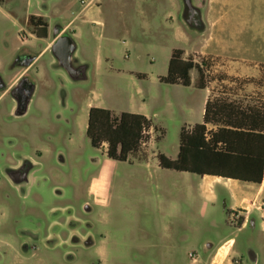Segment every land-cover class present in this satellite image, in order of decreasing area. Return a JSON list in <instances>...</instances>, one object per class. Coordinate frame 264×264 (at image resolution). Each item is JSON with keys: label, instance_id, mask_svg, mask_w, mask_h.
Wrapping results in <instances>:
<instances>
[{"label": "rangeland", "instance_id": "1", "mask_svg": "<svg viewBox=\"0 0 264 264\" xmlns=\"http://www.w3.org/2000/svg\"><path fill=\"white\" fill-rule=\"evenodd\" d=\"M80 10V0L0 5V264H228L227 246L215 247L229 233L232 264H264L258 226L237 230L222 205L212 213L193 205L185 180L155 159L177 148L183 117L181 107L166 111L165 101L189 106L197 122L202 96L158 82L171 52L182 50L228 99L238 92L228 87L242 76L236 67L264 61V0H94L76 17ZM30 16L45 20L47 41L27 26ZM57 28L74 41L73 66L85 68L84 80L71 79L51 51L29 69L16 63L38 55ZM22 72L34 94L26 114L14 116L11 92H3ZM90 106L148 116L156 127L151 144L124 163L108 159L106 147L92 148L85 135ZM24 165L18 184L12 174Z\"/></svg>", "mask_w": 264, "mask_h": 264}, {"label": "trees", "instance_id": "2", "mask_svg": "<svg viewBox=\"0 0 264 264\" xmlns=\"http://www.w3.org/2000/svg\"><path fill=\"white\" fill-rule=\"evenodd\" d=\"M6 0H0V5ZM27 26L38 39L47 36V23L42 17L30 16ZM183 51L171 52L167 72L159 77L163 84L190 85L189 73L198 72L197 87L203 89L205 79L192 60L182 59ZM215 127L208 131L207 126ZM156 131L151 120L140 114L122 112L114 115L107 109L90 107L85 135L94 149L105 146L108 159L126 162L140 146L149 141V131ZM163 131L161 132V136ZM160 136V138H161ZM159 138V140H160ZM158 167L174 172L236 177L244 182L260 184L264 177V104L241 108L227 98H214L205 105L203 121L191 129L181 128L179 152L172 160L156 155Z\"/></svg>", "mask_w": 264, "mask_h": 264}, {"label": "crops", "instance_id": "3", "mask_svg": "<svg viewBox=\"0 0 264 264\" xmlns=\"http://www.w3.org/2000/svg\"><path fill=\"white\" fill-rule=\"evenodd\" d=\"M71 24L72 23H69L61 32L64 33L71 26ZM96 24H98V22ZM49 37L50 36L47 33V37L45 41H47ZM54 41H55V38L52 36V40L46 44L44 49L38 55L34 56L35 60L32 63L33 65L41 59V56L43 53L50 51V48L52 44L54 43ZM248 63L250 64V65L248 64L249 66L245 64H240L238 67H236V69L239 71V73L242 76H239V78L228 80V87H237L238 89V92H235L234 89L236 88H232L233 89L232 92H228V102H233L234 104L239 105L241 108H256L257 109L260 104L262 105L264 104V96H263L264 83L262 80L263 79L262 75L264 74L262 72L264 71V61L248 62ZM32 64L30 66H32ZM30 66L23 67V68H25L26 70V69H29ZM192 71H190L189 73L190 85L188 87H183L179 84L169 85V86H172L175 89H180V88L195 89L199 93H201L202 95L201 101L198 105V111H197L198 121L197 122L192 121L194 120L196 116H195L194 111L189 106H179V105L177 106L176 104L171 103L169 98L165 101L163 105L164 106L163 108L166 111H171V112H174L175 109L178 110V108L184 109V110L181 109V112L183 113V117L177 121V126H178L177 148H175L174 152L171 155L162 154L172 160L176 159L178 152H179V133H180L181 128L184 127L186 129H191L194 125L201 124L203 121V115H204V109H205L206 102L208 100H212L218 97L215 95L213 91L212 83L205 82L204 88L199 89L196 85L197 77L193 75ZM23 77H26L25 72L17 74L14 77V79L11 81L10 85L4 90L3 94L11 92L12 89L17 84V82ZM240 79H243L244 81H246V83L244 82L242 83L243 80H240ZM165 85H168V84H165ZM3 89H4V85H3ZM249 90L251 91L249 94H244V95L240 94L241 92L247 93ZM90 107H93V106H90ZM116 114L119 115L120 113H116ZM143 116L146 117L148 120H151L148 116L146 115H143ZM207 130L214 131L215 127L208 125ZM162 131L164 135L165 132L164 130ZM163 135L161 136V138L163 137ZM149 144H151V139L149 141ZM158 154H161V153H158ZM161 170H164V169H161ZM164 171H169V170H164ZM263 171H264V166H263ZM170 172H174V171H170ZM174 173L182 180H185L184 192H185L186 197L190 200V202L193 205L203 203L206 206L205 212L209 211V213H212L214 212L215 207L219 206L220 204L223 206V209L226 210V213L228 216V223L230 224V226L237 227V230L245 229L248 226H251V228L254 229L258 226L260 232L264 234V212L258 211L257 209L253 207L254 203L258 201H264V182L263 181L260 184H254V183L244 182L242 181V179H234L236 177L222 178V177L213 176V175H197V174L185 173V172H174ZM236 211L239 212L240 218L239 220L234 222L231 219V215L234 214ZM212 225H214V221L212 222ZM225 246H227L228 257L229 255L232 256L228 260V264H232V261L234 257L237 255V253L235 252L236 242L234 241L231 233L228 234L227 238H224L223 240H221L215 248L221 249ZM211 249H212V246L210 245L209 247H207V249H204L203 253H206V250L209 251ZM221 264H223V262Z\"/></svg>", "mask_w": 264, "mask_h": 264}, {"label": "water", "instance_id": "4", "mask_svg": "<svg viewBox=\"0 0 264 264\" xmlns=\"http://www.w3.org/2000/svg\"><path fill=\"white\" fill-rule=\"evenodd\" d=\"M189 8H190V4H187L186 10H188ZM53 37L55 38V41L52 44L50 51H51L54 59L58 63V65L67 73L68 76H70L71 70H72L71 59H72L74 52L76 51V45L70 37L60 36L59 33H57L56 31L54 32ZM61 45L63 46V49L60 52L59 48ZM34 60H35L34 57L26 56V57H22V58L17 59L16 63H18L19 66H22V67H29L34 62ZM23 80H26V79L20 80L18 85L20 83H22ZM31 86H32V88H31L30 92L28 93V96L26 98V102H25L23 109L20 110V108L17 105L16 106L17 108L14 111V116H22V115L26 114L28 104H29L31 97L33 95V92H34V85L31 84ZM17 87L18 86L16 85L11 91V95H12L14 100H16L14 93L17 90ZM0 89H3V84H1V83H0Z\"/></svg>", "mask_w": 264, "mask_h": 264}, {"label": "flooded vegetation", "instance_id": "5", "mask_svg": "<svg viewBox=\"0 0 264 264\" xmlns=\"http://www.w3.org/2000/svg\"><path fill=\"white\" fill-rule=\"evenodd\" d=\"M187 14H188V17L193 20H195L196 18H198V14L197 12H195L194 10L190 9L187 11ZM192 16V17H191ZM57 33H60V30H56ZM64 36V35H63ZM63 49V46L61 45L60 48H59V51L61 52ZM29 56V55H28ZM30 57H34V56H30ZM56 62V60H55ZM56 64L58 65V63L56 62ZM59 68H61L59 65H58ZM71 67H72V70H71V75L69 76L71 79L73 80H84L85 79V68L82 67V66H78V67H74L73 66V59H71ZM62 69V68H61ZM63 70V69H62ZM66 73V72H65ZM67 74V73H66ZM22 79H26V80H23L22 83H20L18 85V83L20 82V80ZM18 82H17V90L15 91L14 93V96L16 98V100H14L15 102V110H16V106L18 105V107L20 108V110L23 109L24 105H25V102H26V98L28 96V93L30 92L32 86H31V82L30 80L27 78V77H23L21 78ZM15 85V86H16ZM35 88V87H34ZM34 94V92H33ZM33 96V95H32ZM31 101V100H30ZM29 106V104H28ZM14 110V111H15ZM23 116V115H22ZM29 170V168L24 165L22 166L21 168H19V170L17 172H14L12 174V178L15 182H17L18 184L20 183H23L26 181L25 177H26V173L27 171Z\"/></svg>", "mask_w": 264, "mask_h": 264}, {"label": "built area", "instance_id": "6", "mask_svg": "<svg viewBox=\"0 0 264 264\" xmlns=\"http://www.w3.org/2000/svg\"><path fill=\"white\" fill-rule=\"evenodd\" d=\"M94 0H80V6H81V10L80 13L78 14L77 17L81 16V14L83 12H85L87 9H89L92 5H93ZM264 182V177L263 180ZM253 207L255 209H257L258 211L264 212V201H258L256 203L253 204ZM240 218V214L238 211H236L234 214L231 215V219L236 222L237 220H239ZM188 257L195 260L196 258V253L192 252L188 254Z\"/></svg>", "mask_w": 264, "mask_h": 264}]
</instances>
